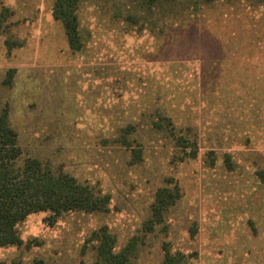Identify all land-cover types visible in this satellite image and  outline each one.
<instances>
[{
  "label": "rangeland",
  "instance_id": "1",
  "mask_svg": "<svg viewBox=\"0 0 264 264\" xmlns=\"http://www.w3.org/2000/svg\"><path fill=\"white\" fill-rule=\"evenodd\" d=\"M147 2L78 0L71 50L54 0H0V113L18 164L35 158L108 197L101 210L30 213L0 264H95L102 226L115 250L134 242L128 264H161L166 251L186 264H264V64L246 80L261 95L228 96L240 81L221 70L264 57V1ZM112 28L124 40L105 38ZM161 189L168 204L148 230Z\"/></svg>",
  "mask_w": 264,
  "mask_h": 264
},
{
  "label": "trees",
  "instance_id": "2",
  "mask_svg": "<svg viewBox=\"0 0 264 264\" xmlns=\"http://www.w3.org/2000/svg\"><path fill=\"white\" fill-rule=\"evenodd\" d=\"M141 1L152 3L155 0ZM77 9L78 0H55L52 7V14L62 22L73 50L80 49L82 45ZM20 155L16 132L9 126L7 111L3 110L0 113V246L20 242L15 227L30 213L49 211L57 217L69 211L106 208L108 197L94 195L90 188L78 183L73 176L54 170L35 158H25L19 165ZM257 174L264 180V170H258ZM165 192V189L157 192L153 217L145 223L148 230L160 221V210L168 204ZM91 237L96 241L95 264H128L130 253L135 247L132 240L120 250H115V239L106 226L97 229ZM184 257L166 251L161 264H186ZM11 264L22 263L14 261Z\"/></svg>",
  "mask_w": 264,
  "mask_h": 264
},
{
  "label": "crops",
  "instance_id": "3",
  "mask_svg": "<svg viewBox=\"0 0 264 264\" xmlns=\"http://www.w3.org/2000/svg\"><path fill=\"white\" fill-rule=\"evenodd\" d=\"M55 1V0H54ZM257 1H264V0H257ZM53 7V6H52ZM53 15V14H52ZM79 24H78V31H79ZM119 30H117L116 32L114 31V29L112 28L110 30V33L109 34H105V38H109L111 41L113 39H116L118 41H121V40H124L122 38H124L123 36H121L122 38H118V32ZM80 32V31H79ZM115 32V33H114ZM66 35V34H65ZM127 35V38L130 34H126ZM80 36V34H79ZM104 37V35H100V39H102ZM67 38V37H66ZM72 50V48H71ZM247 58H250V59H247ZM238 60L241 59V63L247 65L246 66H242V67H237V68H234V65H230L229 67H221V70L224 72V73H228L229 75H234L235 73L237 74L238 76V80L240 81V84L235 88V87H225V91L224 93L227 94L228 96H234V97H246L247 95H250V94H253V95H261V89L262 87L259 86V83H256L257 86L254 87L252 89L251 92H249V83L247 84L246 83V80L248 79H251V78H254V76H256V74L252 73L251 71L252 70H255L256 69V73H260L261 72V69H260V65L264 64V57H261V56H253V57H246V56H243V57H237ZM253 62H249V61H252ZM113 61V60H112ZM159 61H163V60H159ZM248 62L250 64H252L251 66H248ZM234 64V63H233ZM213 70H215V68H213ZM246 71H248L246 73ZM253 75V77H252ZM245 81V82H243ZM243 82V83H242ZM198 87V85H197ZM210 88H214V86H211ZM239 111H244L245 109H238ZM231 135H228L227 137L229 138ZM249 137H247L248 139L245 141V143H256L257 142V138L254 139H251L250 135H248ZM239 143H243V140L242 141H238ZM247 147H245L244 150H246ZM251 149L247 150V151H244L241 153H239L241 156L245 157V161H246V158H247V162H244V165H250L248 164L249 163V158L251 156ZM228 156H231L229 153L227 154ZM259 159H256L255 161L260 164L262 167H259L260 169L259 170H264V155H258ZM243 160V159H242ZM231 170L234 169V166L233 167H229ZM246 170H248L250 172V174H252L254 177L256 176L255 175V172H253L254 170L252 168H246ZM253 170V171H252ZM256 179H257V183L259 185H261L264 189V180L262 178H260L259 176H256Z\"/></svg>",
  "mask_w": 264,
  "mask_h": 264
}]
</instances>
